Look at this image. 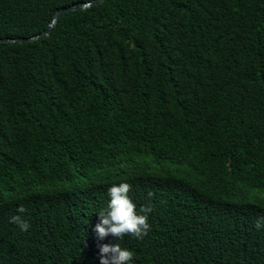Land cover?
<instances>
[{"label": "trees", "instance_id": "obj_1", "mask_svg": "<svg viewBox=\"0 0 264 264\" xmlns=\"http://www.w3.org/2000/svg\"><path fill=\"white\" fill-rule=\"evenodd\" d=\"M86 1L0 0V38ZM121 182L143 239L95 230ZM261 217L264 0H103L0 42V264H264Z\"/></svg>", "mask_w": 264, "mask_h": 264}, {"label": "clouds", "instance_id": "obj_2", "mask_svg": "<svg viewBox=\"0 0 264 264\" xmlns=\"http://www.w3.org/2000/svg\"><path fill=\"white\" fill-rule=\"evenodd\" d=\"M130 190L131 185L127 182H121L118 186L114 184L108 189L111 199L107 208L99 212L101 222L95 228L101 238L111 235L122 239L124 235L129 234L137 239H143L147 235L150 229L148 214L153 210V206L151 204L141 206L138 214L136 205L128 195ZM152 195L149 192V197ZM18 211L23 213L25 208L21 206ZM262 221L264 217L256 221L257 229L262 227ZM10 222L16 223L21 231H27L31 226L20 216L10 217ZM100 251L102 253L100 264H127L134 255L129 249L122 248L119 243L104 244Z\"/></svg>", "mask_w": 264, "mask_h": 264}, {"label": "water", "instance_id": "obj_3", "mask_svg": "<svg viewBox=\"0 0 264 264\" xmlns=\"http://www.w3.org/2000/svg\"><path fill=\"white\" fill-rule=\"evenodd\" d=\"M103 0H89L86 2H76L73 3L69 6L63 7L61 9H59L58 11L55 12V14L53 15V17L51 18V20L49 21V23L47 24V26L45 27V29L35 35L32 36H28V37H3L0 38V42H29V41H33L35 39H38L40 37L49 35L53 26L55 25L57 19L65 12L68 11H72V10H79V9H85L88 8L92 5L98 4Z\"/></svg>", "mask_w": 264, "mask_h": 264}]
</instances>
